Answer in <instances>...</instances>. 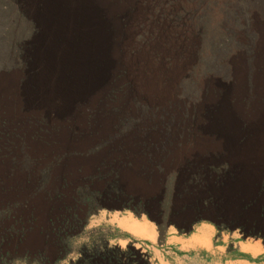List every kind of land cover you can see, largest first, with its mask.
I'll return each mask as SVG.
<instances>
[{
    "label": "rangeland",
    "instance_id": "obj_1",
    "mask_svg": "<svg viewBox=\"0 0 264 264\" xmlns=\"http://www.w3.org/2000/svg\"><path fill=\"white\" fill-rule=\"evenodd\" d=\"M185 1L193 7L176 9L177 0L155 4L138 0L150 14L139 22L135 34L140 41L150 37V18L161 24L167 20L190 23L196 59L175 83L180 101L169 100L161 106L132 97L127 106L124 98L132 81L117 83L126 76L125 70H119L108 75L100 104L93 108L84 99L61 113L58 99L49 105L38 100L31 108H23L29 114L24 119L10 120L3 117L4 90L13 85L22 98L27 87L36 89L44 73L40 51L47 41L57 48L64 43L59 8L65 0H0V167L7 168L8 177L18 173L28 191L8 198L7 179L0 177V212L14 208L2 226L23 231L22 247L29 252L26 259L12 253L13 264H70L84 245L102 236L123 249L134 245L150 259L153 247L164 244L169 224H176L179 230H175L186 235L194 225H212L218 230L216 245L222 243L223 234L234 233L231 250L233 242L240 240L264 241L252 229L250 234L237 229L247 224L228 211L226 188L216 184L219 178L236 175L235 162L253 149V140L257 153L264 152V113L248 120L235 108L240 103L248 111L263 99L264 0ZM135 11L130 8L115 15L116 26L126 31ZM101 16L109 20L105 12ZM106 29L111 36L117 33L114 22ZM236 90L239 100L234 98ZM81 106L86 108L88 125L97 119L110 120V130L86 132L69 125ZM199 119L205 124L199 125ZM64 136L66 142L61 141ZM48 150L50 154L44 155ZM71 163L80 166L75 175L56 174ZM81 192L103 198L91 206L81 202ZM165 197L173 210L172 221L159 223L148 213L151 203ZM38 200L47 207L39 209ZM218 201L220 208H211ZM127 219L153 223L160 238L152 243L138 240L121 227L120 222ZM230 225L231 230L225 229ZM60 230L67 235L62 250L57 247ZM39 250L47 254L45 261L33 257Z\"/></svg>",
    "mask_w": 264,
    "mask_h": 264
},
{
    "label": "bare ground",
    "instance_id": "obj_2",
    "mask_svg": "<svg viewBox=\"0 0 264 264\" xmlns=\"http://www.w3.org/2000/svg\"><path fill=\"white\" fill-rule=\"evenodd\" d=\"M61 1L64 2V0H59L60 3ZM147 1L150 4L158 2V0ZM137 2L138 0H65L62 8H59L60 28L64 43L57 48L56 45L49 46L50 41H47L46 47L40 51L44 73L38 79L36 89L27 87L25 95L21 98L18 90L12 87L13 85L5 88L3 110L6 113L3 117L10 120L24 119L29 114L23 111V108L33 106L38 100L41 105H49L58 99L62 103L61 106L58 105L61 113L70 111L76 102L80 103L84 99L89 101L87 103L93 108L100 104L108 75L116 74L119 70H125L126 76L121 77L122 79L117 83L132 81V88L124 98L127 106L132 97L146 98L161 106L167 105L169 100L173 103H177V99L180 101L177 96L179 90L175 89V83L191 69L193 58H195L193 57L195 39L193 30L189 26L190 23L188 25L179 24V22L174 24L167 20L161 24L155 21V18H150L152 34L144 41H140L135 35L137 25L145 21L150 11L147 12L148 9ZM180 6L190 9L193 4L185 0H177L176 9ZM130 8H135V18L131 26L124 31L120 25L116 26L114 16ZM102 12L109 17L107 22L102 18ZM111 22L115 23L117 29V33L113 36L106 29V25ZM262 65L264 66V61ZM68 74H72L71 77L67 78ZM262 86L261 103L248 111H245L238 103L235 107L237 113L248 120H255L258 115L264 113V78ZM239 95L240 92L236 90L234 98L239 100ZM85 110L86 108L81 106L75 111L76 117L69 125H77L81 131L86 132L101 130L107 133L110 130V120L97 119L88 125ZM198 124L204 125L205 120L199 119ZM207 126L208 128L213 127L212 125ZM64 139L66 136L61 138V141L66 142ZM56 150L55 148L54 151ZM38 154L42 156L41 151ZM49 154V150L44 152V155ZM79 167V164L71 163L67 168H58L56 174L59 175L66 171L75 175ZM90 167L88 164V169ZM6 171L7 168L0 167V177L7 179L5 186L8 189V198L28 193L22 184L24 180L21 176L16 173L15 176L8 177L5 175ZM35 204L39 209L47 207L41 200ZM133 222L127 219L120 222V225L141 237L150 236L148 235V224Z\"/></svg>",
    "mask_w": 264,
    "mask_h": 264
},
{
    "label": "flooded vegetation",
    "instance_id": "obj_3",
    "mask_svg": "<svg viewBox=\"0 0 264 264\" xmlns=\"http://www.w3.org/2000/svg\"><path fill=\"white\" fill-rule=\"evenodd\" d=\"M252 145L253 149L249 153L242 155L236 160V175H230L228 180L219 178L216 180V184H221L226 188L228 198L225 204L228 211L236 218H242L241 220L244 224H247L246 226L244 225L246 229L242 225H238L237 228H242L246 234H250L251 231L249 230L256 227L258 234L264 238V152L257 153L255 140H253ZM224 183L225 185H223ZM150 208V213L148 214L156 222L172 221L171 214L173 210L166 197L151 203ZM211 208H220L219 201L215 202ZM186 214L187 212L183 213V215ZM57 237V247L62 250L67 235L62 230ZM24 238V232L15 227L9 240L5 242L0 240V264H13L15 256H12V253L19 254L24 259L28 257L29 252L23 250L22 247ZM33 257L46 259L47 254L39 250L35 252Z\"/></svg>",
    "mask_w": 264,
    "mask_h": 264
},
{
    "label": "crops",
    "instance_id": "obj_4",
    "mask_svg": "<svg viewBox=\"0 0 264 264\" xmlns=\"http://www.w3.org/2000/svg\"><path fill=\"white\" fill-rule=\"evenodd\" d=\"M138 222L142 225L148 224L150 237H141L128 228L121 227L138 240L152 243L160 238L153 223L140 220ZM175 229L179 230L176 224L168 225L164 244L159 248L153 247L151 264H264L262 239L233 242L234 249L231 250L229 240L235 237L234 233L223 234L222 243L216 245L214 237L218 230L212 225H194L190 235L181 234Z\"/></svg>",
    "mask_w": 264,
    "mask_h": 264
},
{
    "label": "trees",
    "instance_id": "obj_5",
    "mask_svg": "<svg viewBox=\"0 0 264 264\" xmlns=\"http://www.w3.org/2000/svg\"><path fill=\"white\" fill-rule=\"evenodd\" d=\"M192 15L195 14L192 13ZM15 165L17 166L18 162H16ZM43 189L44 187L38 189L37 192H41ZM102 198L103 195L100 194L88 197L84 192L80 193L81 202H87L91 206L97 205L98 201ZM13 209V207H8L0 212V240L4 242L9 240L11 233L15 230V227L8 229L2 226V222L12 216ZM218 227L220 228L221 226ZM225 229L231 230V225L227 226ZM237 229L246 233L242 228ZM252 230L255 231L254 236L260 238L258 229L254 227ZM40 260L45 261V258H41ZM70 264H151V262L149 257L134 245H129L126 249H123L119 246L111 245L109 240L102 236L93 240L92 244L84 245L80 250V256L78 259L72 261Z\"/></svg>",
    "mask_w": 264,
    "mask_h": 264
},
{
    "label": "water",
    "instance_id": "obj_6",
    "mask_svg": "<svg viewBox=\"0 0 264 264\" xmlns=\"http://www.w3.org/2000/svg\"><path fill=\"white\" fill-rule=\"evenodd\" d=\"M150 220L153 222V220L150 218Z\"/></svg>",
    "mask_w": 264,
    "mask_h": 264
}]
</instances>
